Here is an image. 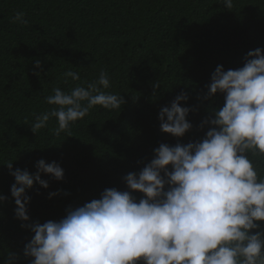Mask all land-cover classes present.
<instances>
[{
  "label": "trees",
  "instance_id": "1",
  "mask_svg": "<svg viewBox=\"0 0 264 264\" xmlns=\"http://www.w3.org/2000/svg\"><path fill=\"white\" fill-rule=\"evenodd\" d=\"M17 12L27 25L13 23ZM257 48L264 49V0H234L231 11L219 0H0V195L7 198L0 202V264L9 253L15 264H30L24 248L34 233L22 224L59 221L105 189L131 192L123 177L139 173L161 143L201 141L208 131L202 121L224 105L221 93L198 99L212 73L218 65L243 67ZM101 70L111 81L105 91L124 97L121 110L96 106L60 136L55 118L32 131L36 116L53 107L44 98L54 87L86 86ZM67 71L79 72L81 81L65 82ZM181 92L189 97L181 106L194 109L186 117L192 128L174 137L161 131L159 112ZM250 158L264 178V157ZM41 159L58 163L64 176L42 173L46 189L34 181L26 190L30 219L21 221L5 163L34 174ZM131 194L137 202L145 198Z\"/></svg>",
  "mask_w": 264,
  "mask_h": 264
},
{
  "label": "clouds",
  "instance_id": "2",
  "mask_svg": "<svg viewBox=\"0 0 264 264\" xmlns=\"http://www.w3.org/2000/svg\"><path fill=\"white\" fill-rule=\"evenodd\" d=\"M219 2L230 11L234 7V0ZM24 15L17 12L13 23L27 25ZM35 66L41 67L38 60ZM64 77L65 82L81 81L76 71ZM110 87L103 70L86 86L81 82L68 91L54 87L44 98L53 107L36 116L32 131L48 127L55 118L54 134L60 136L96 106L121 110L124 97L105 91ZM159 87L157 82L154 91ZM206 87L198 99L221 93L224 105L202 121L201 129L208 126L205 137L186 145L161 143L139 173L123 177L131 192L105 189L100 199L69 207L59 221L22 224L34 233L24 248L30 264H264V231L258 223L264 222V178L250 158L264 157V49L249 51L241 68L225 71L218 65ZM188 98L181 92L161 108L163 133L183 137L192 128L186 117L194 109L181 106ZM5 164L15 179V216L27 222L31 198L26 190L34 181L46 189L49 184L41 174L62 180L64 171L43 159L34 174ZM132 192L145 198L137 202ZM6 199L0 195V202ZM15 260L9 253L4 264Z\"/></svg>",
  "mask_w": 264,
  "mask_h": 264
}]
</instances>
